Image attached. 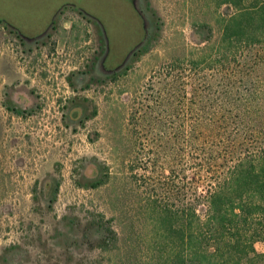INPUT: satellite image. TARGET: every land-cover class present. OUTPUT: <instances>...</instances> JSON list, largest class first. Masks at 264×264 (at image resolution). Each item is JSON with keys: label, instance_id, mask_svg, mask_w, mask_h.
Here are the masks:
<instances>
[{"label": "rangeland", "instance_id": "rangeland-1", "mask_svg": "<svg viewBox=\"0 0 264 264\" xmlns=\"http://www.w3.org/2000/svg\"><path fill=\"white\" fill-rule=\"evenodd\" d=\"M238 2L0 0V264H168L170 213L192 175L169 86L190 91L192 63L222 51ZM96 177L104 183L79 186ZM94 213L118 233L110 251L66 226ZM254 247L263 253L264 240Z\"/></svg>", "mask_w": 264, "mask_h": 264}, {"label": "trees", "instance_id": "trees-1", "mask_svg": "<svg viewBox=\"0 0 264 264\" xmlns=\"http://www.w3.org/2000/svg\"><path fill=\"white\" fill-rule=\"evenodd\" d=\"M241 2L223 29L222 51L192 63L190 91L177 87L175 79L169 86L173 138L177 150L184 143L192 175L185 207L170 213L175 223L169 231L176 242L167 252L168 264L264 262V252L254 247L264 240V76L258 73L264 65V0L248 6ZM194 31L201 41L212 36L206 23L195 25ZM148 48L145 44L139 51ZM214 63L221 75L211 79L214 74L201 73L204 65ZM158 101L163 104L165 97ZM103 183L104 178L96 177L79 186ZM58 186L56 180L49 206ZM92 215L84 225L70 219L66 226L71 231L82 226L81 238L92 248L112 250L118 233L104 214Z\"/></svg>", "mask_w": 264, "mask_h": 264}]
</instances>
